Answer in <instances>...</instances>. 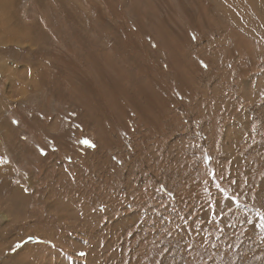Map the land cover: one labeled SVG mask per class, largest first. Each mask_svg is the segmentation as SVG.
Here are the masks:
<instances>
[{
  "label": "rangeland",
  "instance_id": "1",
  "mask_svg": "<svg viewBox=\"0 0 264 264\" xmlns=\"http://www.w3.org/2000/svg\"><path fill=\"white\" fill-rule=\"evenodd\" d=\"M0 264H264V0H0Z\"/></svg>",
  "mask_w": 264,
  "mask_h": 264
},
{
  "label": "snow or ice",
  "instance_id": "2",
  "mask_svg": "<svg viewBox=\"0 0 264 264\" xmlns=\"http://www.w3.org/2000/svg\"><path fill=\"white\" fill-rule=\"evenodd\" d=\"M85 144H88L89 146H91L89 141H84Z\"/></svg>",
  "mask_w": 264,
  "mask_h": 264
},
{
  "label": "bare ground",
  "instance_id": "3",
  "mask_svg": "<svg viewBox=\"0 0 264 264\" xmlns=\"http://www.w3.org/2000/svg\"><path fill=\"white\" fill-rule=\"evenodd\" d=\"M60 1H63V0H60ZM15 254H16V256H18V252H16Z\"/></svg>",
  "mask_w": 264,
  "mask_h": 264
},
{
  "label": "trees",
  "instance_id": "4",
  "mask_svg": "<svg viewBox=\"0 0 264 264\" xmlns=\"http://www.w3.org/2000/svg\"><path fill=\"white\" fill-rule=\"evenodd\" d=\"M75 147V146H74Z\"/></svg>",
  "mask_w": 264,
  "mask_h": 264
}]
</instances>
